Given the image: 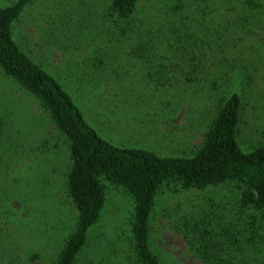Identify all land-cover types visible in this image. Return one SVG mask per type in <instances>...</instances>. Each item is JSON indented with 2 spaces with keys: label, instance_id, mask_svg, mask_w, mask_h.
Listing matches in <instances>:
<instances>
[{
  "label": "trees",
  "instance_id": "trees-1",
  "mask_svg": "<svg viewBox=\"0 0 264 264\" xmlns=\"http://www.w3.org/2000/svg\"><path fill=\"white\" fill-rule=\"evenodd\" d=\"M28 2L0 6V71L34 98L54 128L43 131L40 122L42 137L26 142L16 138L11 122L0 116V264L36 263L42 257L41 245L55 243L58 247L45 264H165L150 241L151 212L165 188L174 193L209 191L183 207L177 205L172 218L174 229L202 264H264V140L249 147L239 141L242 92L228 54L235 44L231 39L250 29L252 22L263 20L264 30V0H201L187 7L184 0H163L148 25L135 22L137 0H107L102 19L108 41L131 44L128 57L156 63L159 69L153 73L175 72L169 65L183 60L179 72L187 74L186 84H191L186 89L188 106L199 102L204 111L208 104L213 109L193 153L175 155L114 145L85 121L57 78L13 37V22ZM213 57L216 67L229 66V76L221 70L211 77L205 70V63L215 65ZM226 80L231 81L229 89L221 86ZM57 133L64 138L68 160L62 187L74 210L59 240L54 228L58 221L43 213L48 193L33 176L44 157L61 147ZM109 185L130 196L128 234L121 253H94L89 235L105 208Z\"/></svg>",
  "mask_w": 264,
  "mask_h": 264
},
{
  "label": "rangeland",
  "instance_id": "rangeland-1",
  "mask_svg": "<svg viewBox=\"0 0 264 264\" xmlns=\"http://www.w3.org/2000/svg\"><path fill=\"white\" fill-rule=\"evenodd\" d=\"M13 1L0 0V6ZM162 1L137 0L135 22L152 23L160 13ZM184 1L187 7L189 2L201 0ZM203 1L211 3L214 0ZM106 2L29 0L18 20L13 22V37L31 58L57 78L80 106L85 121L102 138L117 146L141 147L162 155L193 153L202 140L213 109L208 104L204 111L199 102L188 106L186 89L191 84H186L188 75L179 72L183 60L168 64L175 72L153 73L154 69H159L156 63L147 64L143 57H128L131 44L108 41L105 37L108 27L102 19ZM252 23L250 29L231 39L235 44L228 52L235 65L233 78H236L235 83L239 78L237 86L242 92L243 112L238 137L243 147L264 140L263 20L259 25ZM132 47L135 50L136 46ZM202 54L204 60H208V56ZM213 62L214 66L204 65L211 77L221 70L229 76V66L216 67V60ZM230 82L226 80L221 86L229 89ZM13 84L12 79L0 71V116L11 122L16 129L15 137L26 142L35 140L38 135L41 138L40 122L43 131L53 130L34 98ZM55 137L61 147L53 148L50 155L44 157L33 176L39 180L38 187L48 193L43 196L48 206L43 213L51 221H58L53 223L59 240L74 217V210H70L62 187V173L68 165L63 151L66 143L58 133ZM57 190L58 196H53ZM208 193V190L196 189L174 193L165 188L158 194L151 212L150 241L165 264H202L174 229L172 218L177 205L183 207L190 198ZM106 195L105 208L91 229L89 245L94 253L102 249L121 253L120 244L128 234L132 211L130 196L124 189L112 185L107 187ZM65 210H68V217H63ZM49 241L55 240L50 238ZM57 247L56 243L41 245L42 257L33 264L47 263Z\"/></svg>",
  "mask_w": 264,
  "mask_h": 264
}]
</instances>
